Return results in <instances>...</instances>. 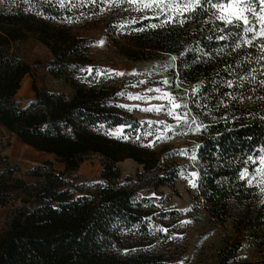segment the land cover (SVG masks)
I'll return each instance as SVG.
<instances>
[{"label":"trees","instance_id":"obj_1","mask_svg":"<svg viewBox=\"0 0 264 264\" xmlns=\"http://www.w3.org/2000/svg\"><path fill=\"white\" fill-rule=\"evenodd\" d=\"M84 1L17 0L14 10L0 9V129L64 166L44 161L24 175L0 156V208H9L0 264H170L145 248L150 198L141 189L174 187L188 170L196 172V199L215 223L235 219L264 230V194L252 180L264 152V36L257 17L264 0H166V9L140 12L128 23L120 55L167 66L166 86L194 139L183 151L186 166L136 141L141 126L123 106L118 82L108 76L86 82L95 75L93 41L75 33L70 19L71 3ZM230 5L241 17L223 11ZM28 36L50 50L49 73L70 84L71 95L33 81L31 103L17 99L32 68L10 46ZM118 128L128 136L115 135ZM93 155L104 161L101 176L75 184L71 175ZM126 159L143 167L136 180L122 179L118 164ZM256 240L261 247L264 238ZM241 248L226 246L216 264L238 262Z\"/></svg>","mask_w":264,"mask_h":264},{"label":"rangeland","instance_id":"obj_2","mask_svg":"<svg viewBox=\"0 0 264 264\" xmlns=\"http://www.w3.org/2000/svg\"><path fill=\"white\" fill-rule=\"evenodd\" d=\"M166 4V0H89L71 3V8L76 10L70 19L75 33L93 41L89 53L95 75L86 82L92 83L99 76H108L118 82L123 87V106L141 126L134 135L136 141L157 150L162 154V160L167 158L170 164L186 166L191 162L183 151L194 139L181 126L186 123L185 114L180 110V100L166 86L167 66L163 65L164 60L131 63L119 53L130 36L128 23L138 18L140 12L146 14L164 10ZM16 5L17 0H0V9L7 12L14 10ZM223 11L230 17H241L239 10L232 5ZM257 17L260 21L259 34L264 36V7ZM10 52L32 68V74L23 79L16 96L24 106L34 99L33 81L39 88L50 91L67 95L74 92L70 84L51 76L48 65L52 54L34 36L12 43ZM113 133L119 137L128 136L122 128ZM0 156L19 165L24 175L44 161L54 162L58 170L64 169L53 156L24 145L15 135L2 128ZM103 164L100 156L89 157L71 175L73 182L97 181L102 174ZM118 167L122 179L136 180L137 175L143 172V167L132 159L124 160ZM196 180V172L188 170L180 174L174 187L155 190L148 185L143 186L141 192L150 198L146 207L151 219V233L144 243L145 248L164 254L171 259L170 264H216L223 249L233 244L242 247L236 263L264 264V242L259 247L256 240L264 238V230H253L248 223H237L235 219H230L226 226L215 223L202 202L196 199ZM252 180L261 186L260 191L264 194V152ZM8 212L9 208H0V233L7 228ZM242 213L243 208L236 209V215Z\"/></svg>","mask_w":264,"mask_h":264}]
</instances>
